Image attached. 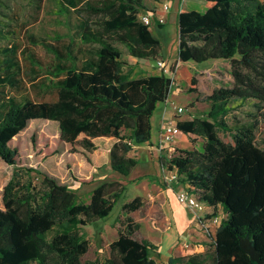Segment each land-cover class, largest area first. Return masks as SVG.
Instances as JSON below:
<instances>
[{
    "label": "trees",
    "instance_id": "obj_1",
    "mask_svg": "<svg viewBox=\"0 0 264 264\" xmlns=\"http://www.w3.org/2000/svg\"><path fill=\"white\" fill-rule=\"evenodd\" d=\"M202 1L203 11L182 9L177 15L178 61L229 60L232 82L206 96L210 106L204 117L177 121L183 133L203 139L200 147H176L168 159L160 156L159 163L175 168L177 181L202 206L212 207L203 213L205 219L219 216V209L225 217L209 239L210 248L171 256L167 264H264V149L255 139L256 111L264 102V2ZM41 2L32 0L37 8ZM150 8L145 0H65L63 9L83 19L81 42L97 47L80 62L71 44L64 50L44 44L55 59L46 65L48 86L56 91L49 101L13 92L25 90L19 44L7 28L10 23L0 20V161L16 168L0 183V264H159L151 256L156 246L135 237L140 224L132 213L145 206L140 196L122 204L126 222L109 243V254L83 260L89 241L81 227L108 216L123 186L103 182L88 202L49 175L36 186L22 180L18 149L12 145L29 121L54 120L60 139L83 155L91 170L108 163L129 175L137 159L128 153L151 141V116L174 81L163 72L133 77L134 67L114 44H123L136 59L159 56V39L138 18ZM189 90H197L194 75ZM243 104L253 107L247 111L249 119L235 116L229 123L226 116Z\"/></svg>",
    "mask_w": 264,
    "mask_h": 264
},
{
    "label": "rangeland",
    "instance_id": "obj_2",
    "mask_svg": "<svg viewBox=\"0 0 264 264\" xmlns=\"http://www.w3.org/2000/svg\"><path fill=\"white\" fill-rule=\"evenodd\" d=\"M77 1L80 3L86 0ZM262 1L264 2V0ZM153 2L154 0H145L147 6H151ZM172 2L169 11L164 14L163 25L160 26L155 21L150 25L152 34L160 41V55L155 59L129 57L123 44L119 42H114V44L134 67L133 77L163 72L174 78L175 72L181 64H189L193 67V75L197 78V90H189L190 79L187 82L178 80L171 87L167 104L172 113L177 116L175 121L204 117L210 106L206 96L216 87L231 85L230 61L224 59H208L202 62L187 61L189 63L178 61V21L176 12L171 7ZM190 2L192 7L187 9L204 10L201 5L202 0H190ZM64 3L65 0H42L41 5L37 8L32 0H0V20L10 23L7 28L13 30L10 35L19 44L22 70L20 76L25 86V90L13 91L19 96L27 95L36 101H49L56 98V91L48 86L50 77L47 75L49 71L46 67V65L54 63L55 59L54 54L44 45L45 43L63 50L65 45L71 44L74 53L79 56L80 62L91 56L92 51L97 47V44L81 42L80 26L83 19L72 9L65 11ZM161 3L162 0L157 4L161 6ZM34 39L37 42H34ZM158 61H162V65H159ZM164 69H167V72H164ZM173 104L183 107V110L176 112ZM164 105V101L159 102L152 114L150 143L141 144V147L135 145L133 150L128 153L137 159L138 164L127 176L112 170L108 163L91 170L85 163L83 155L74 152L69 143L60 139L57 121L31 120L24 129L14 136L12 145L18 149L17 166H21L20 168L24 171L22 179L24 181L30 179L34 185L39 186L45 175L52 176L73 191L78 199L86 202L89 201L92 190L103 182L117 181L123 186L122 195L108 216L81 227V231L89 241V249L83 255V260L94 259L97 256L104 258L109 254V243L117 237L119 228H123L126 222L122 204L136 196H140L145 201V206L132 213L134 221L140 224V228L135 234L136 238L157 239L161 236L162 231H167L169 226L172 231H176L177 225L173 212L177 207L176 204L182 206L176 199V193L185 187L180 181L166 182L163 178L161 164L157 159L158 155L168 159L173 154L166 155L163 151L159 153L156 148L159 140L160 113ZM236 107L226 116V120L232 123L235 116L241 120H248L247 111L253 107L250 104ZM256 112L259 116L255 129L256 144L264 149V102ZM220 135L223 138L229 137L228 133L222 131H220ZM193 140H196L195 143L200 142L201 137L187 134L183 142L180 137L179 141L181 142L172 144L177 148H186L193 145ZM102 151L104 150L101 149L100 152ZM15 169L13 165L0 161V183L5 184ZM73 171H75L74 174ZM217 212L219 218L225 217L222 209ZM184 216H190L186 210ZM182 217V214L179 213V219ZM189 230L192 234L201 235L197 231L191 230V227ZM189 230H184V232L187 233ZM192 238L185 240L183 236L179 235L177 244L184 241L190 242V240H194ZM151 256L157 259L158 252L152 251ZM160 260L162 264H167L163 256Z\"/></svg>",
    "mask_w": 264,
    "mask_h": 264
},
{
    "label": "crops",
    "instance_id": "obj_3",
    "mask_svg": "<svg viewBox=\"0 0 264 264\" xmlns=\"http://www.w3.org/2000/svg\"><path fill=\"white\" fill-rule=\"evenodd\" d=\"M172 1L173 2H172L171 7L174 8V10L176 12V16L178 15L180 10L192 7L190 0H172ZM197 1H201V0H197ZM158 2H160V0H154L153 4L150 7L156 8L158 10V12H160L161 8H160V5L157 4ZM201 5H203V2L201 3ZM203 7H204V5H203ZM184 63H189V62L186 61ZM193 70H194L193 67H191L189 64H181L180 67L177 68L174 78H172L174 80L173 83L178 82V80L187 82L190 79V81H191V78L194 74ZM164 110H165V112H164ZM163 115H165L168 118L177 119V116H175L172 113V110L170 109V107L168 105L167 106L164 105L163 109L160 113V125H161V120H162ZM151 118H152V116H151ZM151 123H152V120H151ZM186 136H187V134L182 132L176 138L175 142H178L180 140V137H181V141L183 142L184 138ZM202 140L203 139L201 138L200 142L194 143L193 145H195L196 147H200ZM181 141H179V142H181ZM138 146L141 147L140 145H138ZM191 147L188 146L186 148L190 149ZM159 157L160 156L158 155V157H157L158 161H159ZM175 206H177V207L173 213H174V218L176 220V225H177L176 231L175 230L172 231V228L169 226V227H167V231H162L161 236L158 237L157 239H153V240L148 239L149 241H151L156 246L154 251L158 252V258L157 259L154 258V259L160 264H162V261L160 260L161 256H163L164 260L167 262L169 257H171V256H184V255H190V254H194V253H203L208 248H210V244H209L210 238L207 237L198 228V224L196 222L195 215H194L193 211L191 209L183 206V205L179 206L176 204ZM202 207L203 208L200 210L201 214H203L204 212H211L212 211V207L209 205H204ZM185 210L187 211L188 215H190V216H187V217L184 216ZM179 213H181L183 216L181 219H179ZM191 215H192V217H191ZM190 227H191V230L197 231L201 235L197 236V234H192V232L189 230ZM187 229L189 231L187 233H185L184 230H187ZM178 231H180V232H178ZM179 235L183 236V238L185 240H189V239H191V237H193L192 239H194V240H190V242L184 241L181 244L180 243L177 244V237ZM191 241H192V243H191ZM193 241H196V242L193 243Z\"/></svg>",
    "mask_w": 264,
    "mask_h": 264
},
{
    "label": "built area",
    "instance_id": "obj_4",
    "mask_svg": "<svg viewBox=\"0 0 264 264\" xmlns=\"http://www.w3.org/2000/svg\"><path fill=\"white\" fill-rule=\"evenodd\" d=\"M171 1L172 0H162L160 12H158L156 8H150L149 10L140 12L138 14L139 20L148 25H151L153 21H155L159 25L163 24L165 22L164 13L169 11ZM157 63L159 65H162V61H158ZM163 71L167 72V69H164ZM167 102L168 97L165 101L166 106L168 105ZM173 108L176 110V112L183 110V107L177 106L175 104H173ZM181 133L182 131L177 126V121H175L174 118H168L163 115L159 129V140L158 144L156 145L158 152L161 153L163 151L164 153H166V155L174 153L176 147L172 143L175 142L176 138ZM161 170L164 174L163 178L166 182H173L178 180V173L175 168L170 169L168 167V164H164L161 165ZM176 199L181 205L193 211L199 229L207 237L211 238L212 236H214L215 230L221 221V218H219V216H213L211 218L205 219L203 214H201L200 212V210L203 208L202 204H200L196 200L194 194L189 193L185 188L180 189L176 193Z\"/></svg>",
    "mask_w": 264,
    "mask_h": 264
}]
</instances>
